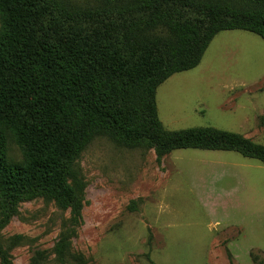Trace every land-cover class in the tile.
Returning <instances> with one entry per match:
<instances>
[{"label":"rangeland","instance_id":"obj_1","mask_svg":"<svg viewBox=\"0 0 264 264\" xmlns=\"http://www.w3.org/2000/svg\"><path fill=\"white\" fill-rule=\"evenodd\" d=\"M85 6L94 0H58ZM167 131L214 128L264 147V41L217 34L200 64L156 91ZM6 158L22 155L7 135ZM64 207L42 192L12 208L0 191V255L8 264H52L62 235L83 264H264V166L234 152L129 149L95 138L63 173ZM20 237L18 244L13 239ZM1 264V261H0Z\"/></svg>","mask_w":264,"mask_h":264},{"label":"trees","instance_id":"obj_2","mask_svg":"<svg viewBox=\"0 0 264 264\" xmlns=\"http://www.w3.org/2000/svg\"><path fill=\"white\" fill-rule=\"evenodd\" d=\"M228 31L264 41V0H0L2 204L12 208L22 193L38 191L64 207V168L98 137L154 149L157 158L186 149L234 152L264 166V147L238 134L167 131L158 118V87L195 69L213 38ZM8 134L21 163L7 161ZM53 252L52 264H83L65 235ZM35 254L32 263L42 264Z\"/></svg>","mask_w":264,"mask_h":264}]
</instances>
